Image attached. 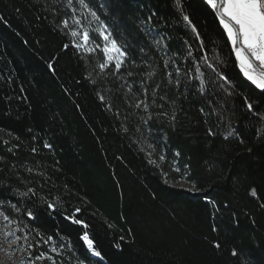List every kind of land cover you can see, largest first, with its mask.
<instances>
[{
    "label": "trees",
    "instance_id": "16d2710c",
    "mask_svg": "<svg viewBox=\"0 0 264 264\" xmlns=\"http://www.w3.org/2000/svg\"><path fill=\"white\" fill-rule=\"evenodd\" d=\"M85 3L0 0V212L56 264H264V92L212 11Z\"/></svg>",
    "mask_w": 264,
    "mask_h": 264
},
{
    "label": "snow or ice",
    "instance_id": "6c2138e0",
    "mask_svg": "<svg viewBox=\"0 0 264 264\" xmlns=\"http://www.w3.org/2000/svg\"><path fill=\"white\" fill-rule=\"evenodd\" d=\"M71 3V0H69ZM202 3L205 4L214 14V17L218 20L219 25L222 27L223 31L226 33L228 41H230L231 50L234 52L236 60L239 63L240 70L242 71L244 77L251 82L257 89H260L264 92V0H202ZM80 4L83 8L88 9V4L85 3V0H80ZM178 7H181V0H176ZM91 16L98 19L96 13L88 9ZM183 20L191 26L192 30L196 32L195 25L192 23V20L188 15L183 16ZM75 24H79V20L73 21ZM64 27H68V21H63ZM76 30L71 31L72 37L80 36ZM103 39L106 42L103 46V52L106 56L105 63L99 65L100 69H105L113 61H115V68L119 69L123 63L121 57L126 55L124 49L118 44L117 40L111 38V33H102ZM197 36L199 33L197 32ZM82 39L84 44L76 43L73 41L75 47L80 48L86 45L89 41V33L87 31L82 33ZM203 43V42H201ZM65 48H68L69 45H64ZM99 47V45H97ZM85 51L91 52L93 49L85 48ZM204 59L207 61V55L204 56ZM51 68V65H49ZM211 67V65H209ZM152 73H149L151 76ZM224 80L228 78L222 77ZM230 83V81H229ZM203 91V86L201 87ZM100 99L103 101L104 97L101 96ZM143 105L144 109L147 110L148 104L145 101H140L135 106L137 108ZM249 110L252 109V104H247ZM203 111V109L201 110ZM175 117H173L174 119ZM146 122V121H145ZM209 135H214L211 129H209ZM242 142V141H241ZM45 147H51V145H45ZM35 151V149H33ZM179 155V153H177ZM161 160L164 159L163 156L160 157ZM154 163V161H150ZM179 171V169H177ZM32 191V189H29ZM20 195H27V193H21ZM250 195L253 198H258V192L255 187L250 189ZM211 202V201H210ZM264 207V205H261ZM13 207H15L13 205ZM49 209H55L53 203L48 204ZM76 212H80V209L77 208ZM27 215L33 217L31 211H28ZM73 223L83 224L87 228V224H84L83 221L75 219L74 217H69ZM5 221H9L8 216H4ZM8 236L13 235L11 232L7 233ZM19 239V237H17ZM82 239L87 243L88 248L92 251L93 255L100 257L101 253L96 251L93 246V241L89 239L88 234L85 232ZM217 249L220 248V243L217 242L214 245ZM53 251H56L53 248ZM232 256H237V251L232 250ZM43 254H41L37 259H42ZM51 259V257H49ZM2 264V262H0Z\"/></svg>",
    "mask_w": 264,
    "mask_h": 264
},
{
    "label": "rangeland",
    "instance_id": "374dc122",
    "mask_svg": "<svg viewBox=\"0 0 264 264\" xmlns=\"http://www.w3.org/2000/svg\"><path fill=\"white\" fill-rule=\"evenodd\" d=\"M179 185L189 188V184L185 181H180ZM4 216L0 212V260L2 264H38L45 259L50 261L47 264H56L55 257L52 253L48 254L41 249H38L34 253L31 247H29V241L26 238L20 237L9 221L4 220ZM9 232L13 235L8 236L7 233ZM46 246L52 249L50 244ZM41 254H43V258L37 259Z\"/></svg>",
    "mask_w": 264,
    "mask_h": 264
},
{
    "label": "water",
    "instance_id": "95a60500",
    "mask_svg": "<svg viewBox=\"0 0 264 264\" xmlns=\"http://www.w3.org/2000/svg\"><path fill=\"white\" fill-rule=\"evenodd\" d=\"M246 78V77H245ZM247 80V79H246ZM250 82V81H249ZM251 83V82H250Z\"/></svg>",
    "mask_w": 264,
    "mask_h": 264
},
{
    "label": "flooded vegetation",
    "instance_id": "af4514ba",
    "mask_svg": "<svg viewBox=\"0 0 264 264\" xmlns=\"http://www.w3.org/2000/svg\"><path fill=\"white\" fill-rule=\"evenodd\" d=\"M238 65H239V63H238ZM240 68V67H239Z\"/></svg>",
    "mask_w": 264,
    "mask_h": 264
}]
</instances>
